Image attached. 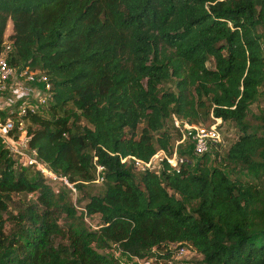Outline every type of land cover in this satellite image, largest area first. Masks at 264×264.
Wrapping results in <instances>:
<instances>
[{
  "label": "trees",
  "instance_id": "16d2710c",
  "mask_svg": "<svg viewBox=\"0 0 264 264\" xmlns=\"http://www.w3.org/2000/svg\"><path fill=\"white\" fill-rule=\"evenodd\" d=\"M9 21V64L52 85L42 110L22 117L29 147L77 190L94 183L95 164L105 170L83 203L100 219L91 230L69 190L15 167L0 138V264H118L99 250L167 243L193 251V264H264V108L247 120L264 95V0H0V52ZM173 115H211L236 135L193 168V151L178 147L179 170L121 162L170 154Z\"/></svg>",
  "mask_w": 264,
  "mask_h": 264
},
{
  "label": "built area",
  "instance_id": "2783aa9c",
  "mask_svg": "<svg viewBox=\"0 0 264 264\" xmlns=\"http://www.w3.org/2000/svg\"><path fill=\"white\" fill-rule=\"evenodd\" d=\"M12 45L5 37L2 51L0 52V106L9 107L8 114L14 113V117L7 116L4 120L0 117V138L8 156L14 161L15 167L19 169L32 168L40 172L46 183L55 188L62 187L69 190L70 194L77 197V188L74 182H70L67 176L53 171L42 161L36 150L28 145L23 116L29 113L40 112L47 104L52 95L51 83L46 75L38 70L29 67L17 69L8 62V54ZM21 94L18 96V94ZM13 106H16L13 108ZM16 117V118H15ZM173 124L181 133L180 139L176 142V148L169 154L163 149H158L148 160H142L129 155L121 158V162L131 160L136 171L158 172L162 162H166L172 169L179 170L181 165L187 161L184 156L178 153L177 145L188 139L192 143L194 156H201L211 147L222 145L223 131L220 118L212 116V122L208 124L189 122L173 115ZM97 159L95 158V161ZM104 166L95 164L94 182L102 183L104 180ZM56 190V191H57ZM73 206L80 214L82 221L88 229L97 230L99 224L95 223L97 215H90L82 204L73 202ZM118 264H187L185 256L189 253L195 254L188 247L178 243H167L158 250L152 247L144 255H137L125 251L118 246L108 249Z\"/></svg>",
  "mask_w": 264,
  "mask_h": 264
},
{
  "label": "rangeland",
  "instance_id": "374dc122",
  "mask_svg": "<svg viewBox=\"0 0 264 264\" xmlns=\"http://www.w3.org/2000/svg\"><path fill=\"white\" fill-rule=\"evenodd\" d=\"M261 30L263 31L264 30V27L261 28ZM12 32V23L9 21L8 24H7V27L5 29V33H4V38L7 37L10 33ZM262 46L264 48V38L262 40ZM21 94L19 93L18 96H20ZM7 109L4 110V114H8V111H9V107H6ZM264 108V95H261L258 97V99L252 103L248 109V113H247V120L249 122H251L252 124H256V123H259V120H258V115L260 114L261 110ZM203 124H207V123H211L212 122V118H211V115H209L208 118H204L202 120ZM170 124V122H168V125ZM142 125H139V128L141 127ZM222 130H223V140H224V143L222 144V149H224L225 146H227V144L232 140L233 136L236 135V128L232 126V124L230 123H226V124H223L221 126ZM176 137V135H175ZM178 141V140H177ZM174 143V148H176V142ZM180 145V146H179ZM178 148L180 149H183L187 152H191L192 150V143L186 139L184 140V143L182 144H178L177 145ZM220 149L219 148H214V147H211L208 151L212 154V156L216 155L217 151H219ZM186 156L188 158H191L190 161H191V168L194 167L196 160H197V157L193 155V157H191L192 155L190 154H186ZM243 180H248V181H252L254 180V177L248 173V172H242L240 171V173L238 174ZM101 184L100 183H92V184H88L86 185L83 189L79 188L78 187V190H77V197L76 199H74L75 195L74 194H70V200H71V203L73 204V202H76V204H80L82 205L84 202H85V198L87 197V194H97L100 190H101ZM24 198V196L22 195H13V202L14 203H17L18 199H22ZM186 204L189 205V204H192V201H189L187 199H184ZM94 221L95 223L99 224L100 222V219H99V216L97 215L95 218H94ZM65 217L62 218V224H65ZM82 224L84 226H86V224L82 221ZM87 227V226H86ZM100 252H104V253H110L109 250H106L103 249V250H99ZM197 256L193 253H189L185 256V259L187 260V264H193V260L194 258H196Z\"/></svg>",
  "mask_w": 264,
  "mask_h": 264
},
{
  "label": "crops",
  "instance_id": "0c3cea01",
  "mask_svg": "<svg viewBox=\"0 0 264 264\" xmlns=\"http://www.w3.org/2000/svg\"><path fill=\"white\" fill-rule=\"evenodd\" d=\"M2 105H3V104H1V106H0V107H2ZM3 109H4V108H0V114H1V111H2Z\"/></svg>",
  "mask_w": 264,
  "mask_h": 264
}]
</instances>
